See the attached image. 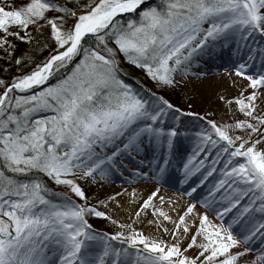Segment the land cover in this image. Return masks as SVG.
<instances>
[{
    "label": "snow or ice",
    "instance_id": "obj_1",
    "mask_svg": "<svg viewBox=\"0 0 264 264\" xmlns=\"http://www.w3.org/2000/svg\"><path fill=\"white\" fill-rule=\"evenodd\" d=\"M125 14L133 15L124 19ZM30 27L38 32L49 29L56 47L30 73L11 82L0 80V264H238L247 249L232 250L248 244L258 232L264 236V223L254 225L242 239L231 230L250 212L264 214V148L258 147L264 145V115L257 113L256 104L258 98L264 99V0H159L157 4L88 0L82 6L77 0H29L21 7L0 6V48H15L8 37L30 44L34 39ZM232 43L236 56L242 48L248 50L246 59L234 68L252 91L228 103H235L246 119L233 124L207 120V127L198 133L194 155L184 164L186 178L194 161V171L207 167V180L227 157L211 198L202 201L220 225H212L207 215L200 217L191 242L182 248L180 243L145 236L130 224H118L89 206L78 181L95 183L97 174L107 180L113 170L119 171L120 157L139 155L146 145L157 151L167 148L162 161L154 157L150 162L152 178L161 181L180 135L176 128L165 129V118L170 112L193 115L181 113L143 85L134 88L125 82L118 55L142 69L157 88H175L176 74L191 75L188 68L195 57ZM257 60L260 67L249 73ZM70 64L73 67L55 85L31 95H15L46 84ZM235 130L244 134L232 135ZM213 151L215 157L206 164ZM202 154L204 158L197 159ZM233 158L243 162L234 163ZM136 175L148 178L147 173ZM45 178L83 203L68 193L54 192ZM157 195L158 190L143 202L137 218L152 207L154 216L175 223L174 239L181 227L187 234L190 226L185 217L195 206L174 222L153 204ZM245 197L248 203L241 207ZM216 203L226 206L216 208ZM101 204L107 207L106 202ZM233 209H238L237 214L225 226L224 217ZM90 217L108 220L120 230L112 235L97 232ZM194 248L196 253L187 254ZM252 264H264V250Z\"/></svg>",
    "mask_w": 264,
    "mask_h": 264
},
{
    "label": "rangeland",
    "instance_id": "obj_2",
    "mask_svg": "<svg viewBox=\"0 0 264 264\" xmlns=\"http://www.w3.org/2000/svg\"><path fill=\"white\" fill-rule=\"evenodd\" d=\"M9 1L13 7H21L29 2V0ZM60 2L63 3L64 0H60ZM87 2L88 0H77L80 6ZM0 6L7 5L5 2H2ZM69 7H72V5L69 4ZM49 15L52 14L50 13ZM130 15L133 14H129L127 17ZM136 18L138 19V17ZM13 29L19 31L17 28ZM29 31L34 39L30 44L27 43L26 55L28 56L25 55L24 61L33 63V67H35L41 61L44 62L49 55L53 53L56 45L55 42L50 39L49 29L44 28L38 32L34 27H30ZM21 35H23V32H21ZM0 37H3V33H0ZM13 39L16 38L8 37L11 44H13ZM19 41L21 40L16 42L19 43ZM235 47V43H232L227 48L209 49L201 56L200 62L196 60L197 57L193 59L192 64L188 68L191 75L185 77L181 72L176 74V79L179 82L176 88L181 93H190L198 109L202 110L204 114L209 115L217 124H233L236 121L246 119L238 110V106L235 103L231 105L228 103V101H234L239 98L242 93L244 96H247L252 91L247 80L235 75L234 68L237 61L246 59L248 50L242 48V54L236 56L234 55ZM35 49H37L38 52L35 53ZM12 51L13 49H8L6 53L11 54ZM119 56L123 57L122 54H119L118 57ZM12 58L15 64L16 60L20 59L17 55H12ZM78 59L79 57L77 60ZM31 60L35 61L31 62ZM74 63L75 61L73 64ZM73 64H70L67 69H61L59 72H56L49 78L46 84L38 87L43 90L46 87L55 85L58 80L73 67ZM259 67L260 63L259 60H257L248 71L251 74H255L256 69ZM18 68L17 71L9 76V82L22 76L21 71H24V68L20 65ZM197 74L200 78H197ZM0 80H4V78L0 77ZM4 81L6 82V80ZM30 92L23 94L15 93V95H31ZM2 93L3 88H0V94ZM256 104L257 113L264 115V99L258 98ZM176 116L179 117V121L176 120ZM198 117L201 116L197 112H193L192 116H185L180 113L173 114L170 112L165 118V129L176 128L181 134L177 137L178 140L174 148L177 152L175 153L174 150L172 151L167 173L161 181L153 179V174L149 169L153 166L150 162L154 157L157 160H162L164 147L157 151L155 148L148 147L147 145L143 153L139 155L133 153V157L126 156L122 161L120 160L121 164L119 171L113 170V175L107 180H101L99 174H97L95 183L90 179L79 180L78 183L81 186L83 185V190L88 197L89 206H96L99 211H103L110 215L118 224H130L137 231L143 232L145 236L163 239L169 244L180 243L182 248L187 247L191 242L192 235L195 234L196 229L199 227L200 217L207 215L212 225L219 226L221 221L217 219L215 212L209 211L203 207L202 201H204L205 198H211V190L216 181L220 178L219 169L223 168L224 160L227 159V157L225 156L224 159L217 164V172L213 176L208 177L207 180H204V176L208 170L207 167L201 168L202 174L199 171H194L196 161L193 162V165L189 166L193 169L192 174L186 178L184 173V164L194 155L193 150L199 139L198 133L207 127L206 120H200ZM231 134L243 135L244 133L235 130ZM181 137H183L182 140ZM180 141L189 143L194 148L189 152L181 154L180 152L182 149L179 147ZM182 145L185 151L186 146L184 144ZM258 147L264 148V145H259ZM165 154L167 155V151ZM205 155L206 154H202L197 159H203ZM214 157L215 151H213L212 156L207 157L206 164H210ZM141 161H143L142 164ZM236 161L243 162V158H233V162L235 163ZM141 172L147 173L148 178L145 179L143 176L136 175V173ZM241 187H243V185H241ZM193 189H195V191H193ZM157 190L158 195L154 198L153 204L157 209L162 208L163 211L168 213L171 217V221L178 222L179 217L184 215L188 207L195 206L193 212L185 217L186 223L190 226V231L187 234L183 233L181 227L180 232L177 233L174 239L172 233L175 230V223L154 216L152 214L154 211L152 207L141 212L140 217L137 218L136 212L140 211L143 202L147 200L153 192H157ZM133 193L135 196H133ZM189 193L191 194L189 195ZM219 196L220 193H216L217 199ZM111 197H115V200H112ZM161 197H163V201H161ZM101 201L106 202L107 207L101 204ZM76 202L81 203L80 201ZM247 203L248 197H245L241 202V207ZM258 204L259 202H257V205ZM214 206L220 208L226 205L216 203ZM237 211L238 209H233L232 212L224 217L225 226L233 220ZM103 221H107L108 225L110 224L108 220ZM157 223H160L161 226L158 227ZM259 223H264V214L250 212L240 219L238 223L234 224L231 230L237 239H242L254 225H258ZM164 228L168 229L167 233L164 232ZM119 230L120 229L117 227L116 232ZM200 240L201 238L198 237L197 242L199 243ZM112 243L117 248L121 247L118 242ZM246 249L247 254L241 257L238 264H252V262L256 261L257 255L264 250V236L258 232L252 237L248 244L242 243L238 249H233L232 251H245ZM197 251L198 250L194 248L187 254L192 255Z\"/></svg>",
    "mask_w": 264,
    "mask_h": 264
},
{
    "label": "trees",
    "instance_id": "obj_3",
    "mask_svg": "<svg viewBox=\"0 0 264 264\" xmlns=\"http://www.w3.org/2000/svg\"><path fill=\"white\" fill-rule=\"evenodd\" d=\"M14 1H19V0H14ZM2 2H5L6 5H11L9 0H0V3ZM157 3H159V0H154L153 4H157ZM126 18L127 16L124 17V19ZM11 30L15 31V29H11ZM18 40L13 39V45L15 46V48L13 49L11 54L6 53L7 51L4 48L3 49L0 48V77L4 78L6 82H9V76L19 69L18 68L19 65H16L14 63L12 55H17L21 59L22 56L25 57V55L27 54L26 53L27 52L26 49L28 47L27 43H24L23 41L22 42L19 41V43H17L16 41ZM36 52H38L37 49H35V53ZM118 60L120 63V68L122 70V73H124L122 79H124L125 82L131 84L134 88H140V86L143 85L145 88L150 89L152 92H155L157 96H163L165 99L169 100V102L172 103L174 107L181 109L182 112H191V113L197 112L199 115L205 117V119L214 121L212 118L209 117V115L204 114L202 110L198 109V106H196L195 100L193 96L190 95V93H181L176 87L157 88L156 85L146 76L145 72L142 69L135 68V66L129 64L122 56H119ZM196 60L200 62L201 56H197ZM33 61L31 60V62ZM41 63L42 61L39 64ZM37 65L33 67V63L24 61L20 65L23 66L24 68V71H21L22 75L30 73L37 67ZM41 90L42 88L36 87L33 88L30 93L35 94ZM45 180L49 188H51L54 192L68 193L73 200L80 201L73 194H70L69 191L65 189L63 186H57L52 181L47 180V178H45ZM81 187L83 188V185ZM80 202L82 203L83 201ZM89 222L93 225V228L100 233H107L109 235H112L115 234L117 229V226L113 225L111 222L108 225L107 221L105 222L102 219L96 217H90Z\"/></svg>",
    "mask_w": 264,
    "mask_h": 264
},
{
    "label": "water",
    "instance_id": "obj_4",
    "mask_svg": "<svg viewBox=\"0 0 264 264\" xmlns=\"http://www.w3.org/2000/svg\"><path fill=\"white\" fill-rule=\"evenodd\" d=\"M149 3H150V0H149Z\"/></svg>",
    "mask_w": 264,
    "mask_h": 264
}]
</instances>
